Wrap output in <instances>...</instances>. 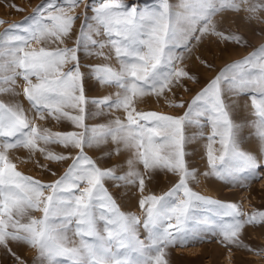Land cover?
I'll return each instance as SVG.
<instances>
[{"label": "snow or ice", "instance_id": "1", "mask_svg": "<svg viewBox=\"0 0 264 264\" xmlns=\"http://www.w3.org/2000/svg\"><path fill=\"white\" fill-rule=\"evenodd\" d=\"M81 3L86 11L74 46L61 47L72 39L80 16L71 13ZM180 8L174 12L168 0L143 9L125 0L95 4L47 0L26 18L25 26L10 25L23 35L10 29L0 33V96L19 95L15 86L21 78L22 94L34 113L30 118L21 103L0 100V248L14 264L27 262L13 245L35 249L39 264H168L169 247L209 236L219 237L225 246L252 250L241 236L246 226L264 225V211L247 214L237 203L195 191L190 182L197 179V172L189 167L186 149L205 136L207 126L205 177L246 186L264 173V45L220 69L187 105L168 101L171 107L185 109L180 116L138 111L136 101L148 95L166 98L176 88L187 90L185 81L195 77L185 61L195 56L206 38L246 46L243 36L224 29L226 14L244 12L247 20L259 19L264 0H181ZM33 42L57 46L35 49ZM105 47L114 52L119 70L104 64L91 66L90 72L99 85L118 91L90 100L79 53L83 50L107 60ZM242 95H248L255 117L251 121L259 142L255 153L241 147L244 125L233 118ZM90 103L97 115L122 110L124 119L90 126L86 123L93 115L88 111ZM37 120L67 121L77 130L54 132ZM51 145L74 149L76 155L57 153ZM20 147L50 162L71 163L57 179L45 183L17 171L9 160L8 151ZM86 148L103 150L105 161L122 151L131 156L102 167ZM157 171L171 173L177 180L160 195L141 196L143 219L122 211L106 187V182L136 186L143 194ZM33 211L42 215H29ZM140 228L146 233L144 239Z\"/></svg>", "mask_w": 264, "mask_h": 264}, {"label": "rangeland", "instance_id": "2", "mask_svg": "<svg viewBox=\"0 0 264 264\" xmlns=\"http://www.w3.org/2000/svg\"><path fill=\"white\" fill-rule=\"evenodd\" d=\"M62 0H58V3ZM99 0H91V3H98ZM158 0H125L126 4H135L139 8L153 7L157 4ZM172 6L174 12H180L181 0H168ZM47 3V0H0V33H3L5 29H10V25L19 24L21 27L25 26L29 21L26 19L34 14V10L38 5ZM17 8L21 10H17ZM85 4L81 3L79 7L71 14L79 15L80 19H77L74 23L72 39L67 40L65 45L61 47L74 46L76 36L79 34L81 22L84 19ZM91 11H88L89 18L91 17ZM227 15V24L223 27L231 33H236L243 36L246 41V46H237L234 43L220 42L215 37L206 38L203 44L196 50L195 56L201 57L202 60H206L208 64L212 65L211 68L205 66L201 60H197L195 56L191 60L185 61L187 70L195 77V80H186V88H176L172 92L166 93L165 97L157 98L154 95H148L142 99L136 101V107L138 111H156L168 115L180 116L185 109L171 107L168 101H184L185 105L191 101V99L199 92L208 81L213 79L220 69L227 64L239 61L248 56L254 50L258 49L261 45H264V13H260L259 19L247 20L245 17L247 13L241 12L239 14L229 12ZM219 19V17H217ZM14 33L23 35L19 29H10ZM104 39V37H99ZM41 46H47L49 48H55L57 45L48 44L41 45L33 42L32 48L39 49ZM98 49H93L95 53ZM104 53L110 56V59H104L98 55H86L83 50L80 51V63L81 70L85 73V87L86 94L89 99H95L103 96L113 94L118 91L115 87H103L99 85L93 78L90 72V67L94 65L108 64L111 67L119 70L120 65L115 58L114 52L105 47ZM24 81L21 78H17L16 92L20 93L16 96L2 95L0 100L6 102H19L23 105L30 118H33L34 113L29 110L28 101L22 94ZM88 111L92 113V117L86 120L88 125H97L107 123L115 117L124 119V112L114 111L105 115H97V109L91 103L88 105ZM240 117V122L244 125L241 134V147L244 150L251 152H258V139L254 134V129L251 121L255 119L253 116V109L251 101L248 95H242L239 97L238 105L233 109V117ZM247 122V123H246ZM41 127H47L52 131H73L74 129L70 122L56 123L55 121H36ZM249 125V126H248ZM189 133L195 131L189 129ZM205 136L198 139L195 144L187 146V161L191 169H195L197 172V179L190 182V186L198 193L215 198L225 202L237 203L242 212L251 214L255 211H264V173H260L256 178L251 179L246 183V186H231L221 181L208 176L205 177L204 173L208 170L207 158H206V135L210 132L209 127L203 129ZM253 133V135H252ZM251 134V136H250ZM250 136V137H249ZM253 138L251 139V137ZM255 137V140H254ZM247 138V139H246ZM257 139V140H256ZM252 140V141H251ZM51 149L57 153L71 152L73 156L76 155L74 149H64L60 145H51ZM113 145L109 144L107 148L110 150ZM87 154L96 160L102 167H108L111 164L117 162L123 163L130 156L128 151H122L118 157H113L110 161L102 159V151L95 148H86ZM9 160L16 165V170L20 171L26 176L33 177L45 183H50L57 179L64 173L71 160L63 163L50 162L45 159L39 153H30L28 150L20 147L11 149L7 153ZM41 165L50 168L51 171H46L41 168ZM139 170L143 172L142 166H139ZM52 172L55 175H52ZM177 180V177L171 173H165L157 171L153 179L147 184L145 192L140 193L136 186L116 187L112 182H106V187L109 192L114 196L122 211L134 214L143 219V213L139 208V199L142 195L156 194L160 195L166 192ZM29 215L39 218L42 214L38 211H33ZM23 222H27V217ZM71 235V233H70ZM141 239H144L146 233L143 228H140ZM73 239H76L73 237ZM242 241L245 245L249 246L252 250L249 251L245 248H237L234 246H225L220 242L219 237H207L202 240H194L188 242L186 245H176L169 247L166 252V259L168 264H264V225H250L246 226L242 236ZM27 264H39L37 258V251L31 247L25 248L26 252H22L23 247L12 246ZM2 250V251H1ZM0 264H14L13 259L4 253V250L0 248ZM3 254V255H2ZM5 259V260H4ZM6 261V262H4ZM65 264V262H62Z\"/></svg>", "mask_w": 264, "mask_h": 264}, {"label": "bare ground", "instance_id": "3", "mask_svg": "<svg viewBox=\"0 0 264 264\" xmlns=\"http://www.w3.org/2000/svg\"><path fill=\"white\" fill-rule=\"evenodd\" d=\"M233 118L236 119L238 122H240V120H241L240 117H237V116H234ZM246 123H247V122H246ZM248 126H249V125H248ZM252 129H254V128H252ZM252 135H253V133H252ZM250 136H251V134H250ZM250 136H249V137H250ZM253 136H254V135H253ZM253 136L251 137V139L253 138ZM256 138H257V137H256ZM246 139H247V138H246ZM254 140H255V137H254ZM256 140H257V139H256ZM251 141H252V140H251ZM25 248H26V246L23 247L22 252H23V251L26 252V251H25ZM1 251H2V250H1ZM1 251H0V252H1ZM24 252H23V253H24ZM4 253H5V252H4ZM2 255H3V254H2ZM0 258H1V257H0ZM4 260H5V259H4ZM4 262H6V261H4Z\"/></svg>", "mask_w": 264, "mask_h": 264}]
</instances>
